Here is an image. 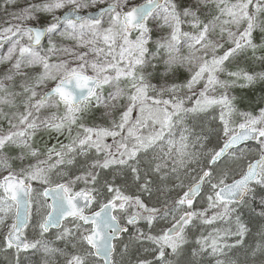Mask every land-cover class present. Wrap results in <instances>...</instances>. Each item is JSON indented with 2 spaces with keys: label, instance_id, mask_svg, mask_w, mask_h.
<instances>
[{
  "label": "snow or ice",
  "instance_id": "1",
  "mask_svg": "<svg viewBox=\"0 0 264 264\" xmlns=\"http://www.w3.org/2000/svg\"><path fill=\"white\" fill-rule=\"evenodd\" d=\"M3 2L8 19L0 28V43H12L0 56V121L8 125L6 131L0 128V170L8 173L0 181V230L7 228L0 251L14 249L11 264H23L21 254L30 250L44 253L43 264H57V257H65V264H133V253L141 249L151 259L135 264H211L205 255L215 264H264V108L258 117L241 112L244 122L234 128L229 117L237 111L236 97L228 94L239 81L241 88L264 84V70L253 68H264V0ZM90 9L95 14H85ZM150 20L157 28L167 26L170 35L153 41ZM185 21L197 29L195 35L181 32ZM242 23L246 26L240 31ZM225 25H235L237 32ZM133 31L134 42L129 40ZM181 36L187 38L186 56L179 47ZM221 41L230 46L216 55L224 48ZM53 57L56 63H50ZM230 58L237 65L246 59L252 70H228L224 65ZM153 61L163 64L160 87L150 81L157 71ZM185 65L198 70L184 87L192 91L205 81L191 107L185 106L191 97H180V88L168 83ZM148 66L153 72L145 75ZM50 82L55 83L49 88ZM105 86L110 89L106 95ZM217 89L220 95L210 98L208 93ZM166 93L169 99L163 98ZM259 101L264 103V96ZM61 105L63 115H41L42 109ZM212 105L221 106L219 131L202 122L201 113ZM94 109L103 110L110 128L78 124ZM117 109H122L118 121ZM134 110L139 112L135 119ZM150 122L159 128L143 134ZM73 125L83 134L73 135ZM177 127L179 141L173 134ZM45 136L56 141L44 142L45 159L25 165L42 154L34 144ZM107 137L112 144L105 143ZM249 140L257 142L259 158L237 172L232 165L252 152L237 146ZM16 161L19 171L12 166ZM229 171L239 178L227 182ZM186 179L191 182L185 184ZM78 183L84 187L74 190ZM205 186L209 191L202 196ZM198 197L206 199L207 209H193ZM216 208L218 213L207 215ZM217 219L231 226L195 236L193 230ZM231 237L234 243L227 242ZM245 237L255 246L243 248Z\"/></svg>",
  "mask_w": 264,
  "mask_h": 264
},
{
  "label": "trees",
  "instance_id": "2",
  "mask_svg": "<svg viewBox=\"0 0 264 264\" xmlns=\"http://www.w3.org/2000/svg\"><path fill=\"white\" fill-rule=\"evenodd\" d=\"M136 1L137 2H141L143 0H136ZM235 1L236 0H228V3H230V4L237 3ZM1 6H2V0H0V9H1ZM58 14H60V13H58ZM201 19H203V17H201ZM182 25L186 26V28H183V29L187 30V25H189V23H187V21H185L184 23H182ZM245 26L246 25L244 23L241 24L239 30L242 31ZM161 31H162V29H159V32H161ZM232 31L233 32H237V28H235ZM182 32H184V31H182ZM192 34L195 35L196 33H192ZM224 36H225V40H226L227 39V32L224 33ZM186 39H187L186 37H182L180 39V42H179V47H180L181 53H182V55H185V56L188 55V52H189V49H188L187 43H186ZM258 39L259 38H256L257 42H259ZM221 42L224 43V46H227L226 44H228V43H225L224 41H221ZM221 49H224V48H221ZM219 53H221V52H219ZM163 55H164V53L161 52V57ZM207 56H209V58H212V53L209 52ZM148 59H151V56H149ZM153 63L157 65V71L153 72L152 67L148 66V67L145 68L144 74L147 75V73L153 72V75L150 77V81H151V83L155 84L157 87H160L161 84H163L165 82L164 80L161 79V76H160V73H162V71H163V64H162V62L158 63L157 61H153ZM249 63L250 62H248L246 59H242V60L239 61L238 65H237V62L233 61L232 59H229L228 62L225 61V65L224 66L230 71H236L239 68H244L246 70L251 71L252 69L248 68V64ZM253 68H254L255 71L264 70V68H261L259 64L253 65ZM194 70H198V69H193V71ZM193 71H190L189 67L187 65H185L184 67H180L176 71L174 76L168 78L169 85L174 83L177 87H179V88L181 87V89H180L181 91L180 92L183 95V97H186V96H190L191 97V99H186L185 100V106H188V107L193 106L194 103H195V100L197 98H199L198 97V93L201 90H203L204 82H205V81L199 82L197 85L194 86L192 91H189L187 87H184L188 83V81L191 79ZM220 75H221L220 79H222V80L226 79V74H220ZM126 85H127V83H126ZM126 85H124L122 83V86H126ZM107 90L109 91L110 89L108 88ZM106 94H107V92H105V95ZM151 94L154 95V93H152V92H151ZM228 94H229L230 97L231 96H235L236 97V100H235V105H236V109H237V111L235 112L236 115L237 114L240 115L241 112H247V113L255 114L257 116L259 114V112H261V109L264 108V106H262L263 103H261L259 101V98L261 96H264V84L256 85V86H254L252 88H241V87H237V86L236 87H232V88H230L228 90ZM126 102H127L126 100L122 101V103H126ZM61 106H63V105H61ZM219 107H220V105H212V106H209L204 113H201L202 122L205 123L208 126L216 128V130H217V126L216 127L213 126V120L211 118L216 115V113L218 112ZM102 111H103L102 109L93 110L92 113L89 114L87 116L86 120H85V121H87V124L88 125H93V126H95V124L97 126L98 125H102V124H99V123L95 122V120L97 118H103L102 117ZM120 111H122V109H117L113 113L114 118H117L120 115L118 113ZM93 122H95V123H93ZM102 126H104V125H102ZM154 127L156 129H158L159 125H154ZM180 132H181V129L179 127L173 129V134H174V137H175L176 141H179ZM167 138L168 137H167V134H166L165 139H167ZM212 142H213V144H215L217 142L215 136H213ZM149 151L151 152V150H149ZM93 153H94V150H93ZM251 159H253V158H250V160L249 159L246 160L247 163L249 161H251ZM192 175L194 176L195 173H193ZM232 178L233 177H229L227 182L232 180ZM190 182L191 181L189 179L185 180V184H188ZM33 186L34 187L36 186L35 182H33ZM82 187H84V185L78 183L74 190H79ZM180 191L178 189H176V193H179ZM174 195H175V193H174ZM142 198L145 200L146 203L149 204V206H151V200L147 196H144ZM93 208L94 209H98V207L96 205H93ZM193 209L198 210V211L207 209V204H204L202 202V200H201V202H199L197 205L193 206ZM219 211H220L219 208L208 209L207 210V215L211 216V215H213L215 213H218ZM197 223H199V221H197ZM230 226H231L230 222L225 221V220L217 219L212 225H203V224H201L200 227L198 229H196V230H193V232H194L195 236H197V237L199 235H201V234L207 236L209 233H212L213 229H215V228H219L221 230H224V229H226V228H228ZM4 236H5V231L4 230H0V245L1 246H2V244L4 245ZM235 239H236L235 237L227 238V242L228 243H234ZM257 241H258V238H257ZM255 243H256V241H253L249 237H245V243H244V245L242 247L243 248L254 247ZM7 251L12 252L13 250H7ZM67 251L69 253H71L72 249L69 247V248H67ZM2 252L3 251H0V264H8L7 260H5V258L1 257L2 256ZM44 258H45L44 257V253L42 251H32V250H30L29 252L22 254V262H23V264H43ZM140 258L151 259V253L150 252H144L143 249H141L139 252L133 253V255L131 257V259L133 260V264H135V261L137 259H140ZM65 259H66L65 257H57V264H65ZM204 259H205L206 262L210 261L211 264H215L214 258H212L210 256L205 255Z\"/></svg>",
  "mask_w": 264,
  "mask_h": 264
},
{
  "label": "rangeland",
  "instance_id": "3",
  "mask_svg": "<svg viewBox=\"0 0 264 264\" xmlns=\"http://www.w3.org/2000/svg\"><path fill=\"white\" fill-rule=\"evenodd\" d=\"M144 2V0L143 1H141V2H137L136 1V3H143ZM235 2H238V0H236ZM23 5V0H20V6H22ZM3 8H4V2H3V0H2V6H1V9H0V28H2V27H6L7 25L4 23V21H5V19H8V17H7V14L3 11ZM14 10H16V8H13L12 6H8V11H14ZM92 10H94V9H90V10H86L85 12H87V11H92ZM58 14V13H57ZM222 19H229L228 17H223ZM150 26L153 28V31H152V33H151V36H152V40L153 41H155V40H157V39H159L161 36H163V37H168L169 36V34H170V32H171V29H169L168 27H166V26H163V27H160V28H157V26H156V24H153L152 22H151V20H150ZM243 24V23H242ZM184 25V24H183ZM182 24H181V32L182 31H184V32H189V33H197V29H193L191 26H190V24L189 25H187V30H184L183 28H186V26H183ZM105 26H106V22H105ZM241 26V25H240ZM225 27L226 28H230L231 29V31L232 30H234L235 28H236V26L235 25H225ZM159 29H162V31L161 32H159ZM183 33V32H182ZM219 33V29H217V34ZM136 36H137V32H135L134 34H131L130 36H129V40L130 41H135V39H136ZM255 36H256V38H260V34L258 33H256L255 34ZM183 36H181V38H182ZM180 38V39H181ZM259 40V39H258ZM11 43H12V41L11 40H5V41H3L2 43H0V56H4V55H6L7 54V52H8V49H9V47L11 46ZM63 43H65V44H68L69 46H74L75 45V42L74 41H63ZM47 44V43H46ZM46 44H45V46H46ZM227 46H224V49H217V52H216V54L217 55H222L223 54V52H224V50L225 49H227L230 45L229 44H226ZM149 48H150V51H152V52H155V45L153 44V43H150L149 44ZM78 51H87V49L86 48H80V49H77ZM219 52H221V53H219ZM90 58H94V57H90ZM207 59H211V58H209V56H207ZM231 59V58H230ZM57 62V59L55 58V57H53L52 58V60L50 61V63H56ZM228 62V61H227ZM112 70H110V72H111ZM137 71L139 72L140 70H139V68L137 69ZM88 74H92L91 73V71L89 70V72H88ZM219 76H221L220 74H219ZM226 79H229L227 76H226ZM243 81H239L238 82V84L239 83H242ZM54 83L55 82H50L49 83V88L50 87H52V86H54ZM124 84V85H126V83H127V80L126 79H124V78H122V80H121V84ZM205 83V82H204ZM238 84H237V87H239L238 86ZM236 87V86H235ZM109 87L108 86H105V92H108V89ZM179 88V87H178ZM180 89H181V87H180ZM41 91H43V89L41 90ZM181 91V90H180ZM178 92V95L180 96V97H183V95L181 94V92ZM221 91L222 90H220V89H217L216 90V92L215 93H213V92H209L208 93V96L211 98L212 96H219L220 95V93H221ZM150 95H152L151 94V92L149 93ZM164 99H169L170 98V95L169 94H165V96L163 97ZM262 106H264V103L262 104ZM95 110V109H94ZM220 111H221V106L219 107V109H218V112L216 113V115L215 116H213L211 119L213 120V126H217V131H219L220 130V121H219V115H220ZM53 113H56L57 115H63V113H64V109H63V106H61L59 109H55V108H45V109H42L41 110V115H51V114H53ZM119 114H120V112H118ZM91 114V113H90ZM253 116H256L255 114H252ZM260 115V112H259V114L256 116V117H258ZM139 116V112H138V110H134L133 111V113H132V118L133 119H135V118H137ZM117 121L119 120V116L117 117V118H115ZM86 119H84V120H82V121H78V124L79 123H83L85 126H88V127H106V128H110L111 127V121L110 120H108L107 118H97L96 120H95V122H97V123H99V124H102V125H104V126H102V125H96L95 124V126H93V125H88L87 124V121H85ZM229 120H230V124H231V126L232 127H234V128H237L238 129V126H239V124L240 123H242V122H244V117L243 116H241V115H236L235 113H233L230 117H229ZM95 122H93V123H95ZM152 127H154L153 125H151V122H150V126L149 127H146V128H143V129H141V132L143 133V134H148L150 131H151V128ZM0 128H3L5 131L8 129V125H7V122L6 121H0ZM77 131H79L81 134H83V129H81V128H79L77 125H73V135H75L76 134V132ZM60 139L62 140V141H64L65 143H67L68 141L64 138V137H60ZM117 139H119V138H117ZM45 141H47V143L49 144V145H51V144H55L56 143V141L55 140H48V138H47V136H45V139H44V141H41L40 140V138L39 137H37L36 138V140H35V144H34V147H37V148H40V150H41V155L39 156V157H37V158H29V159H27L24 163H25V165H28V164H35V163H37L38 162V160H42V159H45V156L43 155V146H44V142ZM216 141H217V139H216ZM219 142L222 144L223 143V137H222V135H221V138H220V140H219ZM105 143H107V144H112L113 143V139H112V137H107L106 139H105ZM245 149H252V152L251 153H249L248 155H247V157L245 158V159H243L242 161H240L239 163H237V164H235V165H232V167L233 168H235L236 170H237V172L239 171V168L240 167H246V164H247V161L246 160H250V158H254V157H258V155H259V151H258V145L257 144H254V145H250V147H247V148H245ZM231 159L232 158H229V162L231 163ZM13 168L16 170V171H19V167H20V164H19V161H16V162H13ZM8 175V173H7V171H4V170H0V180L2 179V178H4L5 176H7ZM236 176V178H238V175H236V173H234V172H232V171H229L228 172V178L229 177H233V176ZM33 183V182H32ZM36 183V182H35ZM178 190L180 191V189L178 188ZM209 191V189L208 188H206V191L204 192V195L205 194H207V192ZM201 200H202V202L204 203V204H207V201H206V199H199V200H197V202L195 203V204H193V206H195V205H197L199 202H201ZM11 222V219H9V221H8V223H10ZM141 226H143V225H141ZM2 230H4L5 231V233H6V231H7V228H4V229H2ZM25 235L28 237V239H32L33 237H32V233H31V231L30 230H26V232H25ZM2 248H4V245L2 244V246L0 245V249H2ZM12 252H14V250L12 251ZM12 252H9V251H3L2 252V258H5V260H7V262H8V264H11V262H12V260H13V257H12V255H11V253ZM23 254V253H22ZM21 254V255H22Z\"/></svg>",
  "mask_w": 264,
  "mask_h": 264
},
{
  "label": "water",
  "instance_id": "4",
  "mask_svg": "<svg viewBox=\"0 0 264 264\" xmlns=\"http://www.w3.org/2000/svg\"><path fill=\"white\" fill-rule=\"evenodd\" d=\"M93 12V14H95V11H92ZM87 14V13H86ZM133 32H135V31H133ZM46 41V38H44V40H42V43H44ZM254 142H256V141H253V140H249V141H246V142H244L243 143V145H238L237 147L239 148V147H241V146H244V145H247V144H250V143H254ZM254 163V162H253ZM3 180V179H2ZM1 180V181H2ZM52 231H56L55 229H53Z\"/></svg>",
  "mask_w": 264,
  "mask_h": 264
}]
</instances>
